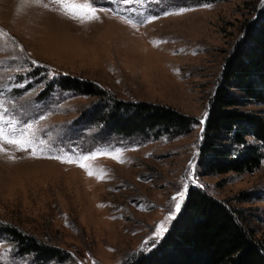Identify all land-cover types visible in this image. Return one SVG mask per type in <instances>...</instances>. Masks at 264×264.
Here are the masks:
<instances>
[{
  "label": "rangeland",
  "instance_id": "rangeland-1",
  "mask_svg": "<svg viewBox=\"0 0 264 264\" xmlns=\"http://www.w3.org/2000/svg\"><path fill=\"white\" fill-rule=\"evenodd\" d=\"M95 5L111 11L82 23L52 0H0V104L6 115L32 124L35 140L44 141V157L111 154L81 161L94 173L89 176L77 163L34 158L31 150L4 145L0 264H125L146 252L143 242L174 211L171 198L185 184L181 210L190 190L199 188L240 212L245 230L264 241V158L252 173L203 176L197 166L225 62L247 26L264 16V0ZM61 76L92 82L113 100L167 106L198 125L179 136H117L87 122L109 99L59 90L41 98ZM248 109L264 116V105ZM7 227L61 250L65 260L21 255Z\"/></svg>",
  "mask_w": 264,
  "mask_h": 264
},
{
  "label": "trees",
  "instance_id": "trees-1",
  "mask_svg": "<svg viewBox=\"0 0 264 264\" xmlns=\"http://www.w3.org/2000/svg\"><path fill=\"white\" fill-rule=\"evenodd\" d=\"M58 90L102 100L108 96L92 82L61 76L52 81L41 98ZM106 99L112 105L93 108L87 122L102 125L117 136H179L189 134L198 125L195 118L167 106ZM253 105H264V16L247 26L244 37L225 62L198 146L201 175L252 173L260 168L264 158V116L248 109ZM241 221L240 212L203 190L192 188L163 238L125 264H264V241L251 236ZM4 233L13 238L21 255H34L45 261L65 260L61 250L13 228L7 227Z\"/></svg>",
  "mask_w": 264,
  "mask_h": 264
},
{
  "label": "snow or ice",
  "instance_id": "snow-or-ice-1",
  "mask_svg": "<svg viewBox=\"0 0 264 264\" xmlns=\"http://www.w3.org/2000/svg\"><path fill=\"white\" fill-rule=\"evenodd\" d=\"M52 2L60 6L63 14L69 16L71 19H78L82 23L99 19L98 12L111 11V9H105L95 5V0H92V3H75L70 2V0H52ZM123 2L130 3L131 0H123ZM205 6L207 7L208 5ZM44 7H47V5L45 4ZM128 22L131 23V20ZM132 26L135 27L136 25L132 24ZM33 63L36 62L33 61ZM6 113L7 109L3 108V105L0 104V153H6L4 145H10L19 152L31 150V155L34 158H57L61 159L62 163H77L79 167L85 168L86 170H88V166L81 161L95 160L100 155H111L110 153H90L80 156L77 160H73L71 158L64 159L59 156L44 157V151L41 147L44 141L37 142L35 140V134L32 132V124L26 121L22 122L15 117H8ZM111 158L116 159L117 157L111 156ZM9 159H13V157L9 156ZM88 175L92 176L94 173L91 170H88ZM98 178H103V175ZM193 182L195 183V181ZM187 188L188 185L185 184L184 190L177 192L176 195L171 198L172 201L175 202L174 211H170L165 219L156 225L152 236L143 242L142 251L150 250V247H154L156 242L163 238V236L169 231L171 221L175 219V215L181 210V205L186 197Z\"/></svg>",
  "mask_w": 264,
  "mask_h": 264
},
{
  "label": "water",
  "instance_id": "water-1",
  "mask_svg": "<svg viewBox=\"0 0 264 264\" xmlns=\"http://www.w3.org/2000/svg\"><path fill=\"white\" fill-rule=\"evenodd\" d=\"M207 120H208V116L206 117L205 122L203 124V129H202L203 131H202V133L205 131Z\"/></svg>",
  "mask_w": 264,
  "mask_h": 264
}]
</instances>
